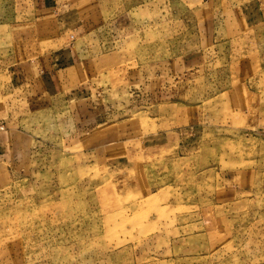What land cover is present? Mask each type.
<instances>
[{"label":"rangeland","instance_id":"374dc122","mask_svg":"<svg viewBox=\"0 0 264 264\" xmlns=\"http://www.w3.org/2000/svg\"><path fill=\"white\" fill-rule=\"evenodd\" d=\"M66 40L88 96L19 97ZM0 116V264H264V0H0Z\"/></svg>","mask_w":264,"mask_h":264},{"label":"crops","instance_id":"0c3cea01","mask_svg":"<svg viewBox=\"0 0 264 264\" xmlns=\"http://www.w3.org/2000/svg\"><path fill=\"white\" fill-rule=\"evenodd\" d=\"M72 46L66 40L53 52L49 51L46 55L37 56L28 61L26 63L28 65L24 63L20 65L19 60L13 61L12 63L18 71L13 69L15 73L12 74V80L17 86L26 89V96L21 94L19 97L24 96L28 99L31 96L32 88L39 93L41 92V94L48 95L49 99L56 97L59 93L68 92V95H72L77 86L81 84L77 79H79L84 68L82 54L79 57L73 55ZM29 88L30 90H28ZM83 88V84H81V88H78V92L82 94L81 98L88 96L84 95L85 90ZM22 108L20 107V109ZM89 116L87 114L83 116L81 111L80 121ZM22 140L28 141L27 132L17 128L16 122H7L6 127L0 130V160H11L17 157L21 151L19 145H21Z\"/></svg>","mask_w":264,"mask_h":264},{"label":"built area","instance_id":"2783aa9c","mask_svg":"<svg viewBox=\"0 0 264 264\" xmlns=\"http://www.w3.org/2000/svg\"><path fill=\"white\" fill-rule=\"evenodd\" d=\"M6 127L5 122L2 118H0V130L4 129Z\"/></svg>","mask_w":264,"mask_h":264}]
</instances>
